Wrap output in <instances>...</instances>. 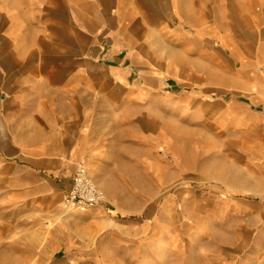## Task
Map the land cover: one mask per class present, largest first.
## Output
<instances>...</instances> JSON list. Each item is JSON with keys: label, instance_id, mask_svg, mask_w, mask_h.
I'll list each match as a JSON object with an SVG mask.
<instances>
[{"label": "crops", "instance_id": "1", "mask_svg": "<svg viewBox=\"0 0 264 264\" xmlns=\"http://www.w3.org/2000/svg\"><path fill=\"white\" fill-rule=\"evenodd\" d=\"M212 1L202 9L199 0H0V202L14 208L16 223L27 208L37 223L40 215L50 219L62 210L77 164L103 187L99 207L114 217L120 208L108 196L115 188L102 175L124 185L122 175L143 173L132 166L152 164L160 147L152 133L157 123L146 112L181 109L173 96H185L208 116L216 104L224 112L253 107L262 110L256 123L264 126V72L245 71L247 56L255 67L264 64V8L253 0L247 9L240 0L244 10L233 18L215 14ZM206 42L222 50L244 46L236 52L245 58L239 71L249 80L240 83L238 95L229 94L230 63L219 74L222 83L208 74L214 70L210 50L203 61L211 68L205 80L198 76L194 63L204 55L196 46ZM200 79L201 88L195 87ZM201 96L206 98L199 103ZM166 99H173L170 105ZM89 215L69 218L84 225L83 241L62 227L68 240L55 250H80L68 264H102L101 235L111 226ZM254 216L263 228L264 199L254 200ZM142 220L136 224L146 233ZM99 221L106 225L97 228ZM257 235L253 245L214 248L212 264H246L243 250H251L254 264H264V230Z\"/></svg>", "mask_w": 264, "mask_h": 264}, {"label": "rangeland", "instance_id": "2", "mask_svg": "<svg viewBox=\"0 0 264 264\" xmlns=\"http://www.w3.org/2000/svg\"><path fill=\"white\" fill-rule=\"evenodd\" d=\"M239 1L214 0L215 14L224 11L237 18L244 10ZM241 1L247 9L252 8L253 0ZM199 2L202 9L213 4L212 0ZM254 2L264 8V0ZM241 47L222 50L217 42L196 46L205 56L194 63L198 66V76L205 80L209 65L203 59L210 50L214 54L216 72L221 74L230 63V74L235 78L231 77L229 94L238 95L240 83L249 80V74L239 71L240 62L245 60L236 52L245 49ZM231 52L236 57L230 55ZM220 55L223 58L220 59ZM184 57L182 62L186 65L190 61ZM245 65V71L252 70V75L254 69L264 72V64L255 67L249 56ZM193 82H198L195 87L201 88V79ZM184 97L173 96L181 101V109L162 110L164 114L157 110L146 112L157 123L152 133L158 138V157L152 160L146 155L153 165L146 160V168L132 166L143 173L137 174L132 169L134 173L122 175L128 182L124 185L122 181L115 183L110 174L102 175V180L106 179L103 182H112L115 188L114 195L108 196L109 201L113 200L120 208L114 217L112 212L96 206L82 213L59 210L50 219L40 215L37 223L36 216L27 208L22 219L16 218V223L14 208L0 202V264H68L70 254L80 250L55 249L68 240L63 225L69 226L75 241H83L84 225L69 219L76 220L81 214H90L87 218L102 219L111 226L101 235L106 244L102 264H212L210 255L219 245H253L259 231L264 230L254 216V200L264 199V126L256 123L262 110L235 105L231 109L226 107L230 110L224 112L223 107L216 104L213 115L208 116L206 110L199 111L200 107L191 106L189 99ZM204 98L206 96H201L199 103ZM214 98L222 102L217 95ZM173 99H166L164 104L170 100L167 104L170 105ZM141 217L146 222V233L136 224ZM9 243L13 250L9 249ZM31 247L38 250H31ZM243 252L240 257H244V262L254 264L248 256L251 250Z\"/></svg>", "mask_w": 264, "mask_h": 264}, {"label": "built area", "instance_id": "3", "mask_svg": "<svg viewBox=\"0 0 264 264\" xmlns=\"http://www.w3.org/2000/svg\"><path fill=\"white\" fill-rule=\"evenodd\" d=\"M104 199L101 188L94 183L87 168L77 164L71 175L70 189L62 196L61 209L68 213H82L99 206Z\"/></svg>", "mask_w": 264, "mask_h": 264}, {"label": "bare ground", "instance_id": "4", "mask_svg": "<svg viewBox=\"0 0 264 264\" xmlns=\"http://www.w3.org/2000/svg\"><path fill=\"white\" fill-rule=\"evenodd\" d=\"M213 70V69H212ZM208 74L209 75H214L215 76V78L216 79H218V80H220V78H221V76H219V74L220 73H218V72H216L215 70H213V71H208ZM217 75V77H216V75ZM106 225V223H104V222H102V221H99L98 223H96V226H97V228H102V227H104Z\"/></svg>", "mask_w": 264, "mask_h": 264}]
</instances>
